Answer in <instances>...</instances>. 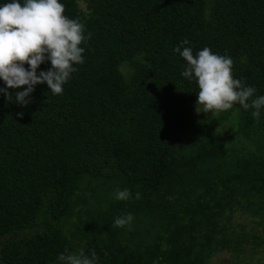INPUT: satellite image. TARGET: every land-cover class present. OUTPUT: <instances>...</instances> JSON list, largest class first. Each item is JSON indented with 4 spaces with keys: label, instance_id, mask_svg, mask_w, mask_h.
<instances>
[{
    "label": "trees",
    "instance_id": "obj_1",
    "mask_svg": "<svg viewBox=\"0 0 264 264\" xmlns=\"http://www.w3.org/2000/svg\"><path fill=\"white\" fill-rule=\"evenodd\" d=\"M80 1L61 0L91 33L63 94L46 82L28 105L15 101L26 86L0 93V264H62L66 249H95L97 264H210L232 249L244 264L239 237L264 242L233 222L240 211L264 233V108L202 118L174 49L230 56L234 77L264 95V0ZM234 112L222 133L217 120Z\"/></svg>",
    "mask_w": 264,
    "mask_h": 264
},
{
    "label": "clouds",
    "instance_id": "obj_2",
    "mask_svg": "<svg viewBox=\"0 0 264 264\" xmlns=\"http://www.w3.org/2000/svg\"><path fill=\"white\" fill-rule=\"evenodd\" d=\"M65 12L61 0H10L0 5V79L5 85L0 87V93L8 100L11 99L9 89L26 86L23 91L15 92V101L28 105L35 86L45 82L52 94L62 95L64 84L77 71L74 65L84 62L85 49L81 44L91 38V33L86 36L84 23ZM181 44L188 45L189 41L184 39ZM174 51L187 61L182 75L197 83V113L216 114L239 104L245 110L254 109L252 116L259 119L264 95L256 96L255 87L246 86L234 77V61L230 56L214 53L209 47L196 55L190 47L181 50L178 45ZM45 61L51 62V68L38 74L39 66ZM113 195L121 201L132 198L127 188H117ZM140 198L137 192L135 199ZM133 219V214L127 213L117 217L113 226L123 228ZM90 251L91 255H86L85 249L78 252L66 249L58 260L62 264H97L96 250Z\"/></svg>",
    "mask_w": 264,
    "mask_h": 264
},
{
    "label": "rangeland",
    "instance_id": "obj_3",
    "mask_svg": "<svg viewBox=\"0 0 264 264\" xmlns=\"http://www.w3.org/2000/svg\"><path fill=\"white\" fill-rule=\"evenodd\" d=\"M80 5L82 9H86V3L81 0ZM197 113V111H196ZM202 118H209L210 113H204L200 112L197 113ZM237 118L236 113L234 112L227 118H221L218 119L216 122V126L222 131V133H232L236 129L237 121L235 119ZM233 222L237 224V229L241 230V226L244 227L247 231L251 232L254 228L256 230H259L261 234H264L262 232V228L255 227V223L252 218H250L248 215L243 214L240 211H237L235 216L233 217ZM239 238L242 239V244L245 247V252L240 253L242 256L243 253L247 254V259L244 264H264V242H262L261 245L254 247V238L253 237H246L240 236ZM252 249L255 250L252 253ZM236 251L232 249L224 250L221 252L216 253L212 257V260L210 264H236ZM248 262V263H247Z\"/></svg>",
    "mask_w": 264,
    "mask_h": 264
}]
</instances>
